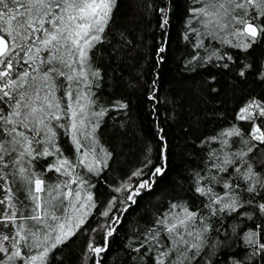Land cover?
Returning a JSON list of instances; mask_svg holds the SVG:
<instances>
[{
  "label": "snow or ice",
  "instance_id": "6c2138e0",
  "mask_svg": "<svg viewBox=\"0 0 264 264\" xmlns=\"http://www.w3.org/2000/svg\"><path fill=\"white\" fill-rule=\"evenodd\" d=\"M116 7L117 0H0V264H52L96 207L90 176L110 154L97 137L108 109L99 103L94 55ZM157 11L164 30L169 8ZM187 11L184 39L206 53L189 63L234 61L206 39L245 53L264 42V0H189ZM237 119L249 122L247 133L233 125L204 141L191 185L199 203L171 202L137 229L126 244L131 264H264V100H249ZM151 164L146 158L144 168ZM144 168L113 189L128 193L122 211L164 174L163 162ZM114 232L107 229L103 247L89 242L94 264Z\"/></svg>",
  "mask_w": 264,
  "mask_h": 264
},
{
  "label": "trees",
  "instance_id": "16d2710c",
  "mask_svg": "<svg viewBox=\"0 0 264 264\" xmlns=\"http://www.w3.org/2000/svg\"><path fill=\"white\" fill-rule=\"evenodd\" d=\"M188 2L117 0L106 40L94 55L103 76L99 103L108 109L100 118L97 137L110 156L107 166L90 176L93 186L87 190L96 207L76 235L55 251L52 264H85V255L91 257L86 264H94L97 257L87 252L88 244L103 247L109 227L115 232L98 257L100 264H131L126 244L137 229L171 202L199 203L191 191L192 174L202 167L209 148L205 139L233 125L245 133L250 130L249 122L237 119V114L249 100H264V42L245 53L206 39V46L221 48L234 61H227V68L221 66L224 61L189 63L195 52L200 57L206 53L184 39ZM165 6L169 24L162 30L157 8ZM246 64L252 67L241 77L239 71ZM117 102L127 107H116ZM146 158L152 162L149 168L163 162L164 174L154 177L151 188L141 190L136 203L127 202V211H122L128 193L113 189L144 168ZM136 183L132 177L133 187ZM113 197L116 202L105 217L102 213ZM113 217H119V223Z\"/></svg>",
  "mask_w": 264,
  "mask_h": 264
}]
</instances>
